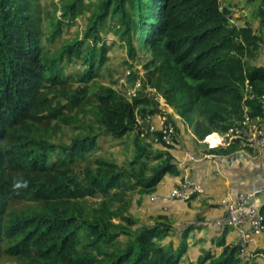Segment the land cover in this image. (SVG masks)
<instances>
[{
	"label": "trees",
	"instance_id": "obj_1",
	"mask_svg": "<svg viewBox=\"0 0 264 264\" xmlns=\"http://www.w3.org/2000/svg\"><path fill=\"white\" fill-rule=\"evenodd\" d=\"M87 4L86 0L64 1L52 18L48 40L61 36L63 27L72 25ZM95 5L84 31L50 51L43 43L38 0H0V252L4 243L7 252L33 255L21 264H182L190 234L200 225L177 230L168 220L131 228L112 221L118 217L137 224L123 215L122 207L111 209L113 200L89 213L69 200L96 193L113 198L125 189L151 193L166 174L177 173L170 152L176 136L167 150L151 156L149 144L143 141L156 135L163 143L161 131L145 137L136 131L137 111L142 116L160 112L143 84L131 99L109 88L93 92L97 121L118 138L133 131L137 136L130 169L115 170L110 164V168L87 172L82 182L63 171L42 175L54 162L48 163V143L35 137L39 125L32 121L36 117L33 109L43 90L64 87L75 75L80 82L96 76L107 52L101 30L111 18L110 25L127 56L142 63L164 102L184 121L192 122L194 134L202 139L212 130L238 122L244 106L252 115L262 114L259 96L264 91V64L247 63L260 37L248 22L233 23L231 8L219 0H98ZM255 17L264 28V0ZM74 61L84 65V70L68 76L66 64ZM134 78L138 79L136 74ZM78 92L71 94L75 101L89 96L84 88ZM97 138L95 133L74 136L62 148L60 162L93 151ZM236 148L209 150L227 154ZM7 168L35 172L34 178L21 182L15 191L48 201L40 208L8 212L14 189L6 186ZM261 210L264 214V204ZM227 232L224 227L215 241L221 247L218 254L203 249L195 262L187 264H243L241 247L226 241ZM121 235L127 239L119 240Z\"/></svg>",
	"mask_w": 264,
	"mask_h": 264
},
{
	"label": "rangeland",
	"instance_id": "obj_2",
	"mask_svg": "<svg viewBox=\"0 0 264 264\" xmlns=\"http://www.w3.org/2000/svg\"><path fill=\"white\" fill-rule=\"evenodd\" d=\"M66 0H38L41 12V29L43 35V43L50 51L55 50L60 46L62 41H67L74 35L81 34L85 29L87 18L91 12L95 10V3L98 0H86L88 3L77 16L72 25L65 26L62 29V34L56 39L48 40L51 30L52 18L58 13L61 4ZM222 5L229 6L232 10L231 21L236 24H251L254 32L260 37L259 47L254 53L247 57L249 64H264V28L260 25V21L255 17L257 8L262 3V0H219ZM57 16V15H56ZM111 18L107 19L106 26L101 30V37L107 43L106 58L103 64L98 67L95 77L88 81L80 82L75 74L81 73L84 70V65L78 61L66 64L65 73L75 75L70 79L66 86L50 87L42 91L39 98V103L33 109L36 117L32 120L39 125L38 130H34L35 137L48 143V163L54 162L53 167L46 169L42 175L57 173L63 171L69 176H74L81 182L87 172H96L99 168H110V164L118 169H130L133 165L135 151V132H129L118 138L113 136L105 127L97 121L94 116V109L97 105L96 97L93 92L101 88H109L119 93L122 96H129L128 92L134 87L136 78H140L143 88L147 84H152L149 78L145 75L142 63L139 61H131L127 56L125 47L119 43L115 35L114 28L110 25ZM133 64L132 67L130 65ZM136 71L134 75L130 72ZM153 81L155 79H152ZM80 88L86 89L88 97L86 99L75 101L71 94L78 92ZM172 107V106H171ZM173 108V107H172ZM173 110H175L173 108ZM176 111V110H175ZM177 112V111H176ZM190 127L193 129V123ZM95 133L98 136V146L91 152L85 153L79 157H75L73 161L60 162L62 148L67 146L72 138L76 135H85ZM148 140L143 141V144H149V153L154 156L158 151L167 150L168 146H164L161 141H156L149 136ZM7 142V141H6ZM144 160V159H143ZM54 165H56L54 167ZM135 173L137 165L133 166ZM35 172L18 171L16 168H7L5 170L4 179L6 186L14 189L13 195L8 200V212L16 213L29 208H40L47 199L36 198L29 192L15 191L20 187V183H24L27 179L34 178ZM168 189V185L166 186ZM156 195L157 199L151 203L149 196ZM168 193L158 190V187L151 193H143L139 189L123 190L118 196L106 198L100 194L76 196L69 200L81 205L88 213L93 208L99 207L102 203L109 204L112 201L111 209L120 208L124 216H129L137 222V224H128L121 221L120 218L114 217L112 221L122 223L131 228H136L139 225H152L154 223L169 222L180 230L183 226L195 223L191 222L193 218L198 225H203L199 213L192 208L189 200H164ZM123 196L122 200H119ZM194 197V196H193ZM191 197V199L193 198ZM197 217V218H194ZM200 222V223H198ZM203 222H207L203 220ZM209 225V224H206ZM204 226V225H203ZM210 226V225H209ZM208 228V226H204ZM211 229H213L211 227ZM221 231V229H220ZM197 237H200L197 232ZM212 236V235H211ZM125 235H121L119 240H126ZM175 243L178 242L174 236ZM168 237L163 241L166 243ZM200 241V240H199ZM215 237H207V233L201 237L199 243L189 242L190 247L186 258L182 264H187L190 261L195 262L203 249L211 250L213 254H218L221 247L216 245ZM195 246V247H194ZM192 247H194L192 249ZM33 255L27 254H12L5 251L4 243L0 252V264H21L24 260H30ZM188 258V259H187Z\"/></svg>",
	"mask_w": 264,
	"mask_h": 264
},
{
	"label": "crops",
	"instance_id": "obj_3",
	"mask_svg": "<svg viewBox=\"0 0 264 264\" xmlns=\"http://www.w3.org/2000/svg\"><path fill=\"white\" fill-rule=\"evenodd\" d=\"M174 117L177 136L170 152L174 157L177 173L166 174L157 185L158 190L162 189L164 193H168L164 200L178 201L169 196L174 187L183 180L198 183L201 186V191L192 195L194 197L190 198L189 202L195 212L197 209L203 225L208 226V228L203 225L197 226L191 232L188 240L199 243L204 232L207 233V237L214 236L217 240L222 231H219L213 222L225 213L224 200L240 198L252 193L257 188L263 187L264 148L258 151L246 149L228 157L218 155L197 139L190 123L184 121L178 114H175ZM167 185L168 189H166ZM254 197L245 211L248 210L249 206L262 207L264 204V192L258 193ZM155 201L150 200L151 203ZM203 220L207 222H203ZM193 221L195 223L192 224L198 225L192 218L191 222ZM197 232L200 237H197ZM237 235L236 229L229 228L225 237L226 241L230 244H236L238 242ZM245 252L247 260L243 264H264V232L249 235Z\"/></svg>",
	"mask_w": 264,
	"mask_h": 264
},
{
	"label": "built area",
	"instance_id": "obj_4",
	"mask_svg": "<svg viewBox=\"0 0 264 264\" xmlns=\"http://www.w3.org/2000/svg\"><path fill=\"white\" fill-rule=\"evenodd\" d=\"M139 88L140 83L138 81L135 87L128 92V97L136 96L137 89ZM145 92L156 101L157 108L160 110V121L163 126L162 128L158 127L154 123L151 114L147 113L142 116L136 109V131H138L140 137H145L148 133L160 130L162 141L165 144H172L175 127L168 118V114L172 110L154 87L147 86ZM259 100L263 110L261 115L255 116L250 114L248 107L244 106L241 119L238 122L221 131L212 130L206 137L201 139V142L210 148L216 149L237 146L236 150L227 154H221L224 157L246 149H250L251 151L262 150L264 148V91L260 94ZM200 191L201 186L198 183L184 180L173 188L170 196L174 199L187 200L194 193ZM261 192H264V185L240 198L227 199V201H224V215L214 222V225L220 229H224V227L235 228L239 235V244L242 250L246 246L251 233L258 234L264 232V214L260 207L252 205L245 211L249 203L251 204V199L255 198L254 196Z\"/></svg>",
	"mask_w": 264,
	"mask_h": 264
},
{
	"label": "clouds",
	"instance_id": "obj_5",
	"mask_svg": "<svg viewBox=\"0 0 264 264\" xmlns=\"http://www.w3.org/2000/svg\"><path fill=\"white\" fill-rule=\"evenodd\" d=\"M131 73V72H130ZM139 81V83H140V88L142 87L141 85H142V83H141V80H140V78H138L137 80H136V82H135V84H134V87H135V85H136V83ZM147 86H152L151 84H147L146 85V88H147ZM133 87V88H134ZM152 87H154V86H152ZM132 88V89H133ZM139 88V89H140ZM146 88H144V92H145V90H146ZM155 88V87H154ZM138 90V89H137ZM128 97V96H127ZM129 99H131L130 97H128ZM166 102V101H165ZM167 103V102H166ZM168 104V103H167ZM168 106L170 107V109L172 110L171 111V113H169L168 114V116L171 118V122L174 124V127H175V134H174V136H177V131H176V124H175V117H174V115L175 114H178L175 110H173V108L171 107V105H169L168 104ZM152 115V118H153V121H154V123L159 127V125H160V123H161V121H160V115H159V113H156V114H151ZM179 115V114H178ZM168 117V118H169ZM181 117V116H180ZM157 119V120H156ZM154 133V132H153ZM148 134H150V133H148ZM140 136V135H139ZM154 140H156L157 141V137H156V135H154V138H153ZM161 139V138H160ZM198 139V138H197ZM162 140V139H161ZM199 140H201V139H199ZM163 144H164V146H169V145H173L174 144V142L172 143V144H165L164 142H163ZM210 148V147H209ZM210 149H214V148H210ZM221 155V154H220ZM184 181V180H183ZM173 190V189H172ZM171 190V191H172ZM171 191H170V193H171ZM195 194V193H194ZM193 194V195H194ZM169 196H170V194H169ZM154 197V199H152ZM192 197V196H191ZM190 197V198H191ZM170 198L171 199H174V198H172L171 196H170ZM189 198V199H190ZM157 199V197H156V195H154V194H151L150 195V200L151 201H155ZM175 200H179V199H175ZM188 200V199H187ZM224 201H227V199H225ZM260 209H261V207H260ZM262 211V210H261ZM224 215V214H223ZM213 224H214V222H213ZM217 227V226H216ZM218 228V227H217ZM229 228H233V227H228V229ZM218 229H220V228H218ZM233 229H235V228H233ZM223 229H221V231H222ZM237 231V230H236ZM238 236V242H237V244H239V235H237ZM248 243V242H247ZM239 246H240V244H239ZM241 247V246H240ZM246 247H247V244H246V246L243 248V250H242V247H241V254H242V256L244 257V259L245 260H247V255H246V252H245V250H246Z\"/></svg>",
	"mask_w": 264,
	"mask_h": 264
}]
</instances>
